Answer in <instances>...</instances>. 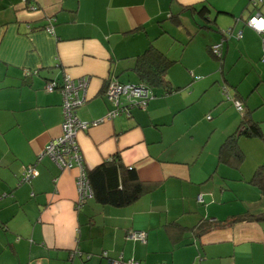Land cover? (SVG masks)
<instances>
[{
  "label": "crops",
  "instance_id": "obj_1",
  "mask_svg": "<svg viewBox=\"0 0 264 264\" xmlns=\"http://www.w3.org/2000/svg\"><path fill=\"white\" fill-rule=\"evenodd\" d=\"M249 1L0 0V264H264V188L253 181L264 168V35L247 24ZM149 45L172 61L174 89L154 88L147 107L77 141L88 168L119 153L154 187L128 206L78 208V169L41 157L62 132V94L47 85L88 80L77 115L93 123L115 108L107 81L137 83ZM236 99L263 135L240 136L242 161L228 163L219 151L243 118ZM28 165L35 177L20 183Z\"/></svg>",
  "mask_w": 264,
  "mask_h": 264
},
{
  "label": "trees",
  "instance_id": "obj_2",
  "mask_svg": "<svg viewBox=\"0 0 264 264\" xmlns=\"http://www.w3.org/2000/svg\"><path fill=\"white\" fill-rule=\"evenodd\" d=\"M249 4L253 7V12L249 15L251 16L255 11L256 6L253 4V0H250ZM198 11L206 20L208 21L210 20L209 18V13L211 12L210 5L204 4ZM226 32L230 33V30ZM239 37L240 38L242 37V33H241V36ZM213 48H214V45H211L210 52L214 56H217L213 52ZM218 57L220 58V56ZM171 64H172V61L168 57H166L161 51H159L153 45H149L147 49L143 52V54H141L138 57L136 65H135V70L137 71V76H138L139 81L137 83H133V82H122L117 79L115 80L121 83H133V84L141 85V86L145 85L147 88H149V90L152 93H153V89L159 86H162L165 90H167L168 92H171L174 88L172 87L170 82L167 80L166 75H165L167 69L169 68ZM66 76H64L63 79L61 80L52 79L51 81L56 84V87L53 91L58 90L62 94V103H61L62 112H63V105H62L63 104V92L62 90L65 85L64 79ZM111 80L112 79L107 81V84L105 86L106 89ZM53 91H50V92H53ZM236 100L240 101L239 99H236ZM240 103H241L242 108L239 109V107H237V109L243 113V118L239 126L237 127V129L233 133H231L220 146L219 158L220 160H223L224 162H228V163H231V162L240 163L242 161L243 152L238 142V139L240 136L249 137V136H262L263 135V132H262V129L259 123L251 119L248 116L249 115L248 113L244 112V105L241 101ZM136 106L138 105H131V104L127 105L130 115L132 113L131 112L132 108ZM138 107H141V106H138ZM76 112H77V108H76ZM91 123L92 122H90V124ZM84 165H85V173H86L87 179L89 180V185L92 189V197H90L89 199H94L100 205H112L116 207L128 206L129 204L138 200L139 197L143 195L145 192L151 190L154 187V184L146 182V181H142L139 178L137 170L133 166L124 165V163L122 162L120 158L119 153L113 155L109 159L104 160L102 163L95 166L94 168H88L86 164ZM28 166H31V165H28ZM253 181L257 182L259 185H261L264 188V168L260 167L256 171V175L253 177ZM87 201L85 202V204L87 203ZM239 218H241V216H239ZM204 224H206L205 221H201L195 227H193V229H195L194 230L195 235L200 234V232L202 233V231L204 230V226H205ZM182 227L183 226L177 222H173L168 225L169 232L174 238H175V233H176L175 231L177 229L178 230L182 229ZM132 231H143V230H132ZM132 231L127 233L128 238H129V234ZM144 232H146L148 236V232L147 231H144ZM147 236H146V240H147ZM78 251L81 252L80 249H78ZM135 262H138V264H140V262L137 260Z\"/></svg>",
  "mask_w": 264,
  "mask_h": 264
},
{
  "label": "built area",
  "instance_id": "obj_3",
  "mask_svg": "<svg viewBox=\"0 0 264 264\" xmlns=\"http://www.w3.org/2000/svg\"><path fill=\"white\" fill-rule=\"evenodd\" d=\"M26 1V0H25ZM253 4L256 6L254 13L247 19V24L254 28L256 31L264 35V0H253ZM261 7V8H260ZM49 31L53 32V28ZM241 36V33H239ZM213 52L217 56L222 55L221 45H214ZM65 85L63 92V122L62 132L59 136L54 137L48 141L43 152V156L50 157L60 168H77L78 175L76 178L77 188V207H82L85 202L92 197V189L89 185L85 173L84 157L80 149V145L77 141V132L79 130H85L90 127L91 124L97 125L104 120H112L114 117L121 113L130 115L128 104L138 105L145 108L150 98H153V93L145 85H136L133 83H121L117 80H111L106 89V94L114 102L115 108L109 111L105 117L94 121L93 123L84 122L77 116L76 108L84 103V98L79 94L80 87H86L88 80L76 84L71 76L67 75L64 79ZM56 87L54 82H49L47 85L48 91H53ZM235 104L241 109L240 101H235ZM210 118V116H209ZM35 168L31 166H25L22 170L20 182H31L35 177ZM198 200L203 201L202 195H198ZM147 233L144 231H132L129 234L131 239H139L141 241L146 240ZM111 264H138L134 260L128 262L122 259H111Z\"/></svg>",
  "mask_w": 264,
  "mask_h": 264
},
{
  "label": "water",
  "instance_id": "obj_4",
  "mask_svg": "<svg viewBox=\"0 0 264 264\" xmlns=\"http://www.w3.org/2000/svg\"><path fill=\"white\" fill-rule=\"evenodd\" d=\"M128 117H130L129 115H127Z\"/></svg>",
  "mask_w": 264,
  "mask_h": 264
}]
</instances>
